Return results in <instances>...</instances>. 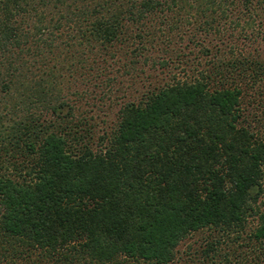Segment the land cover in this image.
<instances>
[{"label": "trees", "instance_id": "1", "mask_svg": "<svg viewBox=\"0 0 264 264\" xmlns=\"http://www.w3.org/2000/svg\"><path fill=\"white\" fill-rule=\"evenodd\" d=\"M263 199L264 0H0V264H263Z\"/></svg>", "mask_w": 264, "mask_h": 264}, {"label": "rangeland", "instance_id": "2", "mask_svg": "<svg viewBox=\"0 0 264 264\" xmlns=\"http://www.w3.org/2000/svg\"><path fill=\"white\" fill-rule=\"evenodd\" d=\"M180 20H182L181 22L183 21L189 22L190 18L189 16H183L181 18L177 17L175 19L176 22H180ZM159 39L162 40V44L159 41H157L156 42L157 45L155 44L150 46L151 50H155L158 48V55H161V53L164 51H166L165 53H167L171 49L167 54H170L171 55L170 57H172L173 60L176 59L175 55L177 51L178 53H180L179 50L183 52L181 54H184V56L182 57L180 55L179 56L180 61L179 62H177L178 60L174 61L170 65V70L168 71L166 70L167 72L159 70L158 68L154 69L152 66L150 68H148V66L144 67L145 71L143 74L139 76V78H137L138 81H136L132 86L128 87V89L125 90L126 98H130V99L136 98L141 94L142 91L148 89V87L151 88L153 85H159L166 81H169L174 75L178 77H184V74L191 73V70L189 69L190 66H193L191 65V63L196 65V61H197L196 59L202 57V55L198 51V49L200 48L199 46L198 47L187 46L185 48V41L183 40V38L182 39L178 38V36H176L175 33L165 34L164 37H159ZM166 57H168V55H166ZM138 72L140 74V71ZM125 76L126 77L124 78V82L129 83L131 78L127 75ZM108 94L109 91H106L105 97L107 99L110 98L108 97ZM116 96H117V101L113 99L112 103L116 104L117 102V104H119L122 100L125 99V97L121 98L122 96L121 91H117V90L114 91L112 97L115 98ZM106 102L109 101L107 100ZM115 107H116L115 105L114 106L112 105L111 110L114 111ZM104 110L108 112L107 109ZM93 113L98 114L101 112L94 111ZM262 204L264 205V199L262 201ZM204 236L205 234L203 233H197L193 235L191 238L186 239L181 243V245L179 246V257H180L179 264H204L202 261H199L197 259L198 257L197 255L196 256L192 255L193 257H190L189 255L190 252H193L194 250L199 248V245L201 246V244L204 243L203 240ZM222 248H223L222 252L228 254L227 261L224 258L222 259V263L238 264V262H236V256L234 255L232 249L235 248V244L231 243L230 239L224 240V242L222 240Z\"/></svg>", "mask_w": 264, "mask_h": 264}]
</instances>
